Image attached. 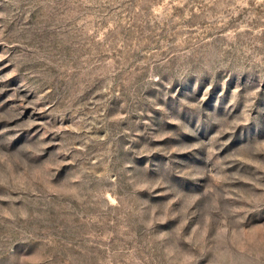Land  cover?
<instances>
[{"label":"rangeland","instance_id":"obj_1","mask_svg":"<svg viewBox=\"0 0 264 264\" xmlns=\"http://www.w3.org/2000/svg\"><path fill=\"white\" fill-rule=\"evenodd\" d=\"M0 264H264V0H0Z\"/></svg>","mask_w":264,"mask_h":264}]
</instances>
